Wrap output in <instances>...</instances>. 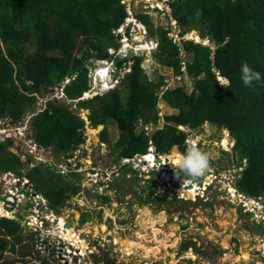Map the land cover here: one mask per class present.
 <instances>
[{"label": "trees", "instance_id": "16d2710c", "mask_svg": "<svg viewBox=\"0 0 264 264\" xmlns=\"http://www.w3.org/2000/svg\"><path fill=\"white\" fill-rule=\"evenodd\" d=\"M166 4L180 25L179 41L168 35V27L151 28L146 13L135 18L146 27L147 36L155 39V60L171 68L174 76L188 77L190 90L182 83L164 86L161 75L148 78L141 66L142 55L130 54L114 57L116 69L128 68L116 85L83 98L90 88L88 62L108 60L112 54L108 50L119 48L117 29L127 17L124 2L0 0V118L14 121L31 113L28 130L33 141L60 156L71 154L84 141L85 122L77 109L88 110L91 127L102 125L101 142L107 141V122L115 124L113 148L118 158L144 155L149 147L167 153L176 146L182 154L188 144L181 127L199 129L207 123L226 129L232 139L231 152L239 162L245 161L233 186L245 198L263 199L264 207V0H166ZM191 30L209 43L182 37ZM242 62L260 73V80L251 86L240 79ZM60 85L62 100L47 99L35 111L38 95ZM159 98L175 112L163 114L162 125L148 130L145 125H155L159 118ZM65 100H75V110ZM10 144L9 139L0 141V172L20 174V159L7 150ZM122 169L134 172L130 166ZM25 175L36 189L45 184L39 190L55 212L78 191L77 185L49 170L33 167ZM161 193L156 195L167 200L169 194ZM99 197L108 202V195ZM88 218L87 211L81 212L79 221ZM23 232L18 219L0 216V256L7 246L10 251L27 246ZM53 251L48 248L47 255H39L23 249L19 253L36 257L37 264H51ZM93 260L94 264L110 262L107 252Z\"/></svg>", "mask_w": 264, "mask_h": 264}, {"label": "rangeland", "instance_id": "374dc122", "mask_svg": "<svg viewBox=\"0 0 264 264\" xmlns=\"http://www.w3.org/2000/svg\"><path fill=\"white\" fill-rule=\"evenodd\" d=\"M123 2L128 16L118 31L121 34L119 48L115 52L108 50L112 53L108 60L91 59L88 62L90 88L82 97L105 92L116 85L128 68L116 69L114 57L130 54L142 55L141 66L148 78L156 79L161 75L166 82L164 86L173 87L182 83L189 91L191 80L188 77L174 76L171 68L155 60V39L147 36L146 27L135 18L138 13H146L151 28L159 25L168 27V35L177 39L180 25L171 16L166 1ZM190 33L198 34L196 30H191L182 37L196 41ZM201 43L209 42L203 40ZM102 67L107 70L104 76L99 71ZM47 99L62 100L61 88L55 86L38 95L34 110L42 108ZM65 103L75 110V100H65ZM156 107L159 118L155 125H145L148 130L162 125L163 114L175 112L160 98ZM76 112L85 122L84 141L65 156L56 155L50 147L36 146L28 130L31 113L14 121L9 117L0 118V140L10 137L11 144L7 150L19 156V168L22 169L21 174L12 170L10 175L0 173V203L8 211L12 205V211L20 217L27 245L24 248L18 245L15 251H10L7 246L1 251L0 264H37L36 257L21 256L19 253L23 249L36 252L33 244H36L40 255H47L48 248L54 249L52 257L49 255L51 264H94V256L100 257L102 252H107L108 264L264 263L263 199L245 198L234 188V179L245 161L239 162L231 152L232 139L226 129H217L207 123H203L199 129L181 127L187 132L188 146L206 151L210 160L203 174V183L199 186L202 188L193 187L194 196L191 192L187 195L186 191H180L173 198L170 192L176 189V184L181 180L173 174L174 166L166 155L172 150L178 153L176 146L167 153H159L165 155L158 164L154 159L149 160L151 155H137L132 160L124 161L117 157V150L113 148V141L117 138L115 124L110 120L107 122V141L101 142L99 133L102 125L91 127L87 120V109H77ZM149 151L154 150L150 148ZM124 166H130L134 172L124 171ZM33 167L41 171L49 170L53 176L60 175L78 186V191L65 199L52 217L48 218V214L45 216L40 206L35 208L37 201L47 204L36 193L45 184L39 183L40 190L36 191L34 184L22 183L28 180L25 174ZM16 176L19 177L17 183L14 182ZM37 178L35 176L34 179ZM11 187L23 191L32 207L16 204L8 193ZM162 191L169 194L167 200L156 195L163 194ZM99 195H108V202H102ZM85 211L89 213V218L80 223V214ZM8 214L12 215L10 212ZM57 214L59 217L55 220ZM40 221L44 222L42 226ZM64 223L68 226L64 227ZM33 228L35 233L29 230ZM67 230L75 233L76 244L63 235L60 238L54 234L58 231L61 235ZM28 234L32 235L33 240ZM50 243L49 247L46 246ZM183 243L187 246L183 247Z\"/></svg>", "mask_w": 264, "mask_h": 264}, {"label": "clouds", "instance_id": "9594fccd", "mask_svg": "<svg viewBox=\"0 0 264 264\" xmlns=\"http://www.w3.org/2000/svg\"><path fill=\"white\" fill-rule=\"evenodd\" d=\"M239 71L240 79L244 85L251 86L253 81L260 80V73L251 68L247 62L241 63ZM209 160L210 157L206 151L194 146L188 147L176 158L175 163L173 164L174 174L177 175L178 178L179 176L181 177V182L184 181V178L194 179L200 177L208 169Z\"/></svg>", "mask_w": 264, "mask_h": 264}, {"label": "built area", "instance_id": "2783aa9c", "mask_svg": "<svg viewBox=\"0 0 264 264\" xmlns=\"http://www.w3.org/2000/svg\"><path fill=\"white\" fill-rule=\"evenodd\" d=\"M166 1V0H165ZM122 2H123V0H122ZM128 16V15H127ZM125 22V21H124ZM120 28V27H119ZM119 28L117 29V31H119ZM170 37H172V36H170ZM179 36L177 37V39H174L173 38V40H176V41H179ZM62 85H60L59 86V88H61V91H62V87H61ZM6 139L5 140H7V139H9L10 137H5ZM4 139H2V140H0V141H3ZM187 143V142H186ZM36 146H38V145H36ZM189 147V146H188ZM151 147H149L148 148V152L146 153V154H144V155H139V156H146V155H151L152 157V160L154 159V160H156V157H159L160 155L158 154V153H156L155 151H153V152H150L149 151V149H150ZM155 154H157V156H155ZM134 156H137V155H134ZM133 156V157H134ZM133 157H123L122 159H124V161H129V160H132V158ZM5 173V175H10V173H12L11 172V170H7V171H4ZM0 173H3V172H0ZM13 175V174H12ZM11 175V176H12ZM15 177L13 176V179H14ZM24 179H26L25 177H23ZM180 179V178H179ZM27 180V179H26ZM14 182H19V177H17L16 176V180L14 181ZM22 182V181H21ZM184 182V181H183ZM22 183H30V182H28V180L27 181H24V182H22ZM31 184V183H30ZM180 184H181V181L180 182H178V184H176V189H178V185L180 186ZM8 193H9V195L11 196V197H13V199L16 201L15 203L17 204V203H19V204H24V206L27 208V205L29 206V207H32L30 204H31V201L28 199V197H27V195H24L23 194V191H21V190H18L17 188H15V187H11V190H8ZM37 194H39V193H37ZM40 195V194H39ZM8 200V199H7ZM23 200H25V203H22L23 202ZM10 202V201H9ZM2 204V203H1ZM42 203H39L38 201L36 202V204H35V208L37 209V208H40L41 210H43L44 211V213H45V216H47V214L49 215V216H47L48 218L49 217H52L53 216V212H51L49 209H48V207H47V204L46 205H41ZM3 205V204H2ZM40 206V207H39ZM1 211L3 212V211H5L6 213L5 214H2V212H0V216H3V217H7V218H10V219H18V221H19V223H21V219H20V217H18L17 216V213H15V212H13L12 211V208L8 211V209H6V206L5 205H3V207H2V209H1ZM11 213L12 215H10L9 216V214L8 213ZM46 217V218H47ZM28 221V220H27ZM53 221V220H52ZM51 221V222H52ZM43 223L44 222H42V221H40V224H41V226L43 225ZM21 225V224H20ZM30 230V232L31 233H35V228H33V229H29ZM56 233H58V234H56ZM55 235H57L58 237H62V235H60L59 234V232L58 231H56L55 233H54ZM46 245V244H45ZM48 245H51V243L50 244H47L46 246H48ZM34 250H36V251H38L39 249H37L36 248V244H35V246H34ZM39 253V252H38ZM48 253V252H47ZM40 255V254H39Z\"/></svg>", "mask_w": 264, "mask_h": 264}, {"label": "bare ground", "instance_id": "6f19581e", "mask_svg": "<svg viewBox=\"0 0 264 264\" xmlns=\"http://www.w3.org/2000/svg\"><path fill=\"white\" fill-rule=\"evenodd\" d=\"M130 19V18H129ZM190 34H193V33H190ZM194 35V34H193ZM195 36V40L197 41L198 40V38L196 37L197 35H194ZM193 36V37H194ZM107 66V65H106ZM100 74H101V76H104L105 74H106V68H104V67H102L100 70ZM105 84V83H104ZM104 84H103V86H104ZM175 149V148H174ZM164 155L165 154H161L160 156H159V162H160V160L161 161H163L164 160ZM180 154H179V152L177 153L176 151H171L168 155H166L168 158H169V162H171L172 164H174L175 163V160H176V158L179 156ZM150 156V155H149ZM149 160L150 161H152V158H149ZM155 161V160H154ZM155 163L156 164H158L156 161H155ZM153 164V163H152ZM173 174H174V172H173ZM165 176V175H164ZM166 177V176H165ZM191 184H192V186L194 187V188H196V182H192L191 181ZM182 189H184V188H182ZM179 190H181V189H179ZM231 190V189H230ZM249 200V199H248ZM247 200V201H248ZM249 202H247V204H248ZM2 207H3V205L0 203V212H2L1 211V209H2ZM102 229V228H101ZM95 230V229H94ZM61 235H63L64 237H66L67 238V240H71L74 244H76L77 243V237L75 236V233L73 232V231H69V230H67V232H62V234ZM63 237V238H64ZM65 239V238H64Z\"/></svg>", "mask_w": 264, "mask_h": 264}, {"label": "flooded vegetation", "instance_id": "af4514ba", "mask_svg": "<svg viewBox=\"0 0 264 264\" xmlns=\"http://www.w3.org/2000/svg\"><path fill=\"white\" fill-rule=\"evenodd\" d=\"M65 155H69V154H63V156H65ZM31 169V168H30ZM29 171V170H28ZM21 172H22V169L20 168V174H21ZM27 177V176H26ZM28 178V177H27ZM30 179L28 178V182H30L31 183V185L33 186V184H32V182H31V180L29 181ZM185 184H188L187 185V187H186V185ZM35 187V186H34ZM196 187H197V189H200V188H202V187H199V185L198 184H196ZM179 188L181 189L180 191H186V194L187 195H189V193L191 192V195L192 196H194V194L192 193V191H193V186H192V184H191V181H186V183H183V182H181V184H180V186H179ZM182 188H184V189H182ZM35 190H36V188H35ZM37 191V190H36ZM162 192H164V191H162ZM36 193H39L45 200H46V202H47V207H48V209L51 211V212H54V211H52V209L50 208V206H49V204H48V200L46 199V197L43 195V193L42 192H39V191H37ZM20 206H22V204H19ZM10 208H12V205H10ZM57 213V212H56ZM54 214V213H53Z\"/></svg>", "mask_w": 264, "mask_h": 264}, {"label": "water", "instance_id": "95a60500", "mask_svg": "<svg viewBox=\"0 0 264 264\" xmlns=\"http://www.w3.org/2000/svg\"><path fill=\"white\" fill-rule=\"evenodd\" d=\"M197 38L199 39V40H201V37H200V35L199 34H197ZM203 41V40H202ZM208 42L210 41V40H207ZM219 80L221 81V82H226V80L225 79H223V78H219ZM155 156H157V154H155ZM157 163H158V161H159V157H156V160H155ZM203 178H204V175H202V176H200V177H196V178H194V179H187V180H184V182L183 183H186V181H192V182H196L199 186H201L202 185V183H203ZM186 185V187H187V185L188 184H185ZM180 188H179V185H178V189H175L173 192H170V194H172V193H174L176 196H178L180 193V190H179ZM22 203H25V200H23V202ZM59 216H58V214L56 215V218H55V220H57V218H58ZM68 226V224L67 223H64V227H67Z\"/></svg>", "mask_w": 264, "mask_h": 264}]
</instances>
